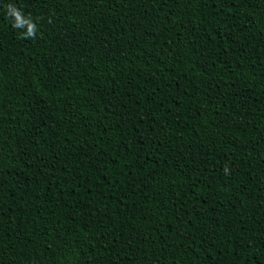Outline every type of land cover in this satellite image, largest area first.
Segmentation results:
<instances>
[{
    "label": "trees",
    "instance_id": "1",
    "mask_svg": "<svg viewBox=\"0 0 264 264\" xmlns=\"http://www.w3.org/2000/svg\"><path fill=\"white\" fill-rule=\"evenodd\" d=\"M0 264H264V0H0Z\"/></svg>",
    "mask_w": 264,
    "mask_h": 264
}]
</instances>
